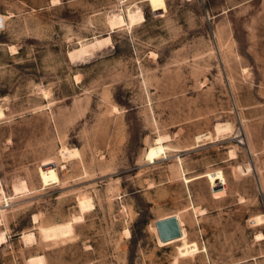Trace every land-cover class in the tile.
I'll return each mask as SVG.
<instances>
[{
  "label": "rangeland",
  "instance_id": "1",
  "mask_svg": "<svg viewBox=\"0 0 264 264\" xmlns=\"http://www.w3.org/2000/svg\"><path fill=\"white\" fill-rule=\"evenodd\" d=\"M0 16V264H264V0Z\"/></svg>",
  "mask_w": 264,
  "mask_h": 264
},
{
  "label": "water",
  "instance_id": "2",
  "mask_svg": "<svg viewBox=\"0 0 264 264\" xmlns=\"http://www.w3.org/2000/svg\"><path fill=\"white\" fill-rule=\"evenodd\" d=\"M158 239L161 243L172 241L181 237L178 220L175 216H169L154 223Z\"/></svg>",
  "mask_w": 264,
  "mask_h": 264
},
{
  "label": "bare ground",
  "instance_id": "3",
  "mask_svg": "<svg viewBox=\"0 0 264 264\" xmlns=\"http://www.w3.org/2000/svg\"><path fill=\"white\" fill-rule=\"evenodd\" d=\"M4 19H5V17H3V16H0V24H3V22H4ZM231 128H230V126L228 125V124H225V125H217L216 126V134L219 136V134L221 133V132H224V131H229ZM231 132V131H230ZM239 133V132H238ZM222 135V134H221ZM205 136H207V137H210L208 134H206V135H204V137ZM239 136V135H238ZM240 136H242L241 134H240ZM207 137H206V139H207ZM166 138V137H165ZM202 138H203V136H202ZM199 139V138H198ZM198 139H196V140H198ZM242 139H243V142H242V145H244L245 147H246V149H247V152H248V154L250 155V147L249 146H247V143H246V141H245V138H243L242 137ZM163 140V139H162ZM200 140V139H199ZM198 140V141H199ZM202 140V139H201ZM161 141V140H160ZM159 141V142H160ZM166 141V140H165ZM259 220L260 219H257L254 223H258L259 222ZM261 221V220H260ZM261 223V222H260ZM178 224H179V220H178ZM179 229H180V224H179ZM181 230V229H180ZM22 239H23V241H24V243H26V244H30V243H32L33 241H34V237H33V234L31 233V232H28V233H23L22 234ZM178 239H180V238H178ZM175 240H177V239H175ZM173 241V240H172ZM5 242V236L3 235V234H1L0 233V246H1V244H3ZM169 242V241H168ZM165 244L167 243V242H164Z\"/></svg>",
  "mask_w": 264,
  "mask_h": 264
}]
</instances>
